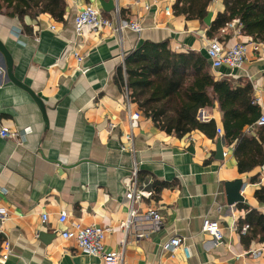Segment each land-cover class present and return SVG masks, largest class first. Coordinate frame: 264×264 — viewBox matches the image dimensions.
I'll use <instances>...</instances> for the list:
<instances>
[{"label":"crops","instance_id":"crops-1","mask_svg":"<svg viewBox=\"0 0 264 264\" xmlns=\"http://www.w3.org/2000/svg\"><path fill=\"white\" fill-rule=\"evenodd\" d=\"M63 2L60 14L39 12L21 21L0 14V40L12 57L14 77L27 87L7 77L0 55V128L18 133L0 135V206L9 211L0 227V264H105L61 237L71 222L110 229L104 244L121 254L117 264H264V201L256 196L264 187V123H258L264 112V43L225 25L212 37L206 34L224 10L222 0L208 4L209 24L176 13V0ZM88 4L113 26L83 25L76 33L75 15ZM118 19L138 22L141 32L115 31ZM210 39L225 48L246 45L239 67L210 66L215 79L251 87L249 102L258 116L244 126L249 138L239 146L224 140L217 101L197 112L200 122L214 121L210 134L193 129L176 135L145 116L125 78L117 79L119 68L125 76L124 57L145 40L206 54ZM136 110L139 117L131 119ZM134 167L141 195L135 206L140 212L156 209L161 226L122 244L119 224ZM234 182L241 199L230 201L226 184ZM62 211L65 223L58 221ZM252 211L262 217L253 216V224L246 220ZM206 218L219 222L220 241L202 230ZM244 224L249 227L242 232ZM175 235L189 245V257L180 248H163Z\"/></svg>","mask_w":264,"mask_h":264},{"label":"trees","instance_id":"trees-1","mask_svg":"<svg viewBox=\"0 0 264 264\" xmlns=\"http://www.w3.org/2000/svg\"><path fill=\"white\" fill-rule=\"evenodd\" d=\"M210 2L176 0L173 8L186 18L203 22ZM222 2L224 10L218 12L208 25V36L212 37L220 27L236 21L242 33L264 43V0ZM63 3V0H0V14L16 16L21 21L25 15L33 17L39 12L60 14ZM117 72L120 83L125 78L132 102L168 133L180 135L200 129L210 134V130L215 129L214 121L200 122L197 112L217 101L222 113L224 140L236 141L239 146L249 138L244 133V126L252 124L258 116L257 106L249 102L250 85L233 87L226 78L215 79L203 52H176L169 48L167 41L145 40L124 57L125 76L121 68ZM241 168H245V164L241 163ZM256 196L264 201V187L256 192ZM253 216L262 218L252 211L246 220L251 221Z\"/></svg>","mask_w":264,"mask_h":264},{"label":"built area","instance_id":"built-area-1","mask_svg":"<svg viewBox=\"0 0 264 264\" xmlns=\"http://www.w3.org/2000/svg\"><path fill=\"white\" fill-rule=\"evenodd\" d=\"M168 9L166 8V11ZM76 33L81 32V27L83 25H88L92 29H96L103 26H113L111 20L104 18L98 8L88 4L81 9L74 18ZM226 28H236L235 31H240L239 27H234L233 23H227ZM130 29L136 33H140L142 26L136 21H124L117 20L114 27L115 31H122V29ZM256 47V46H255ZM246 51V45L242 42H236L231 47L225 48L220 45L214 39H210L206 46L205 52L207 59L209 60L210 66L213 69H217L221 66H227L229 68H236L241 65L244 60ZM131 101L127 99V105L129 106ZM140 111H134L130 114L131 119H137L139 117ZM259 124L264 123V112L258 120ZM26 133V132H24ZM0 135L2 137H17V132H12L5 127L0 128ZM133 180L130 185H128L125 197L127 199V212L126 217L120 222L119 228L123 232L124 238L122 244L128 241L130 236L135 239H140L146 236L149 232L156 231L161 226V218L156 209L148 208L145 212H140L136 208L135 204L141 198L140 192L137 190L136 182V167H134ZM9 211L7 208L0 206V227L1 224L8 219ZM41 218L46 219V214H42ZM68 216L66 212L62 211L59 213L58 221L60 223L67 222ZM249 227L248 224H244L241 228L242 232H245ZM110 229H105L96 225L81 226L78 223L71 222L69 227L65 228L60 232L63 239H73L76 245L81 249V251L98 256L102 259L105 264H117L121 259V254L106 249L104 240L106 232ZM202 230L211 235L214 240L220 241L222 238V231L218 221L203 219ZM6 249L8 248V243L5 241ZM163 248L174 252L175 249L180 248L186 257L190 256V247L183 242L182 238L179 236L170 237L163 245ZM5 259V256L2 257Z\"/></svg>","mask_w":264,"mask_h":264},{"label":"water","instance_id":"water-1","mask_svg":"<svg viewBox=\"0 0 264 264\" xmlns=\"http://www.w3.org/2000/svg\"><path fill=\"white\" fill-rule=\"evenodd\" d=\"M210 18H211V13H208L207 16L205 17V23L209 24L210 23ZM0 55L2 56V58L4 59V67L6 70V74L7 77L14 82L15 84L22 86L24 88H27L26 86H24L20 81H18L13 74V62H12V57L9 53V51L7 50V48L4 46V44L1 42L0 40ZM28 90V89H26ZM29 91V90H28ZM30 92V91H29ZM33 95V94H32ZM34 99L37 103H39V105H41V103L39 102V100L37 99V97ZM222 150L220 148V146L217 148V154L221 155ZM239 189H240V185H238L237 182L234 183H227L226 184V190L228 192V200L230 201H236V200H240L241 197L239 195Z\"/></svg>","mask_w":264,"mask_h":264}]
</instances>
